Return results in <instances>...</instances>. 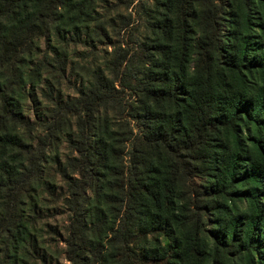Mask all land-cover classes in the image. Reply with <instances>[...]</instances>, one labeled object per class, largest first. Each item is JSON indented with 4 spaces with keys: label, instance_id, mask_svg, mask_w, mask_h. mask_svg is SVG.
I'll return each mask as SVG.
<instances>
[{
    "label": "trees",
    "instance_id": "trees-1",
    "mask_svg": "<svg viewBox=\"0 0 264 264\" xmlns=\"http://www.w3.org/2000/svg\"><path fill=\"white\" fill-rule=\"evenodd\" d=\"M114 2L0 0V264H59L58 202L62 264H264V0H154L140 53L62 99L70 47L131 24Z\"/></svg>",
    "mask_w": 264,
    "mask_h": 264
},
{
    "label": "rangeland",
    "instance_id": "rangeland-1",
    "mask_svg": "<svg viewBox=\"0 0 264 264\" xmlns=\"http://www.w3.org/2000/svg\"><path fill=\"white\" fill-rule=\"evenodd\" d=\"M114 2V0H110ZM123 4L119 7L115 8L114 14L121 13L125 16H129L131 18V24L123 28L120 31V34L117 38L113 39V42L117 41L116 46L114 47L112 41L106 40L103 43H97L95 47H87L81 44L76 46H71L69 50V58H68V66L72 61H75V66L77 67L76 73H79L83 76H78V80H75V76H71V82H65L62 84L60 88V94L62 99L73 98L77 96L76 87L79 86L83 77H85V72L83 69L87 66H95L100 65L104 67L105 60L103 59L104 55H107L111 58L115 55V51L121 46L123 49H128L132 55H137V52L140 51L141 46H144L145 38L150 35V26H151V16L154 15L155 3L154 0H122ZM115 3V2H114ZM127 3V4H126ZM233 10V9H232ZM229 23H225L226 30H228ZM229 31H227L228 33ZM47 48V45L44 40L40 41V49L44 51ZM80 56V53H82ZM140 53V52H139ZM78 63V66H77ZM81 64V65H80ZM80 65V66H79ZM69 69L67 70L68 73ZM85 75V76H84ZM75 85V86H74ZM39 90L37 89V93ZM23 114L31 118L35 119V111L33 103L28 99L23 104ZM66 144L60 143L58 154L60 155V159L64 160L65 155L68 154L66 150ZM57 185L61 186L59 178H57ZM199 185H202L199 182ZM59 205H62L61 202H58L56 205L60 208ZM57 208L55 212V217H50L44 220L39 224V228L44 226L45 223H50L53 228L56 229L57 234L54 236H48L47 240H51L50 250L49 251H58V255L55 258L58 259V263H66L65 260V244L63 240L65 239V226L68 223L67 216L65 210L63 208ZM60 211H63L65 215L58 214ZM107 250L109 247L107 246ZM139 251V250H138ZM113 251H105L104 257L101 264H112L115 262V259H111L110 254ZM116 263V262H115ZM100 264V263H99Z\"/></svg>",
    "mask_w": 264,
    "mask_h": 264
}]
</instances>
